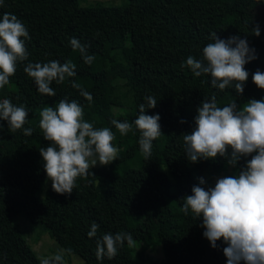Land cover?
Wrapping results in <instances>:
<instances>
[{
	"label": "trees",
	"instance_id": "obj_1",
	"mask_svg": "<svg viewBox=\"0 0 264 264\" xmlns=\"http://www.w3.org/2000/svg\"><path fill=\"white\" fill-rule=\"evenodd\" d=\"M80 2L3 0L0 6V19L4 13L16 15L30 36L25 39L28 60L18 62L9 84L0 89V101L25 107L24 127L33 129L31 136H24L23 130L13 133L7 121L0 120V264H40L15 223L18 215L85 264H144L136 254L150 237L161 246L159 264H227V245L220 240L212 248L203 235L202 217H194L191 210L181 212L182 199L192 194L199 177L236 175L250 157L241 158L236 168L227 166L223 157L192 163L182 135L191 133L198 107L213 94L220 107L264 100V90L252 80L257 70L264 72V0H126L118 6L88 7ZM257 26L259 37L253 34ZM212 33L222 40L239 36L255 49L257 59L245 66L249 78L243 95L234 88L214 89L209 76L196 77L186 66L188 56L202 59ZM72 38L95 56L91 65L73 51ZM53 60L75 63L77 75L62 84L53 82L56 95L50 97L38 92L24 67ZM72 80L92 95L91 102L71 86ZM120 85L131 92V105L115 95ZM147 96L157 101L147 114L160 116L162 132L153 141L149 159L140 150L135 127L121 136L111 124L116 119L134 125ZM63 99L77 101L84 120L94 127L110 128L119 150L112 163L78 177L71 195L53 191L39 152L50 146L39 127L40 112ZM93 222L99 227L90 238ZM118 232L131 234L134 246L125 241L113 259L98 260L97 239Z\"/></svg>",
	"mask_w": 264,
	"mask_h": 264
},
{
	"label": "clouds",
	"instance_id": "obj_2",
	"mask_svg": "<svg viewBox=\"0 0 264 264\" xmlns=\"http://www.w3.org/2000/svg\"><path fill=\"white\" fill-rule=\"evenodd\" d=\"M0 6H3V0H0ZM253 34L259 37V26L253 29ZM25 39L30 36L22 21L14 14L4 13L0 19V89L9 84L18 62L28 60ZM211 40L203 49L202 59L188 56L186 66L196 77L209 76L214 89L224 92L234 88L243 95L249 78L245 66L257 59L255 49L239 36L222 40L217 33H212ZM70 44L73 51L80 52L85 64L93 63L95 56L87 54V46L76 38H72ZM24 71L35 81L38 92L50 97L56 95L51 87L53 82L62 84L66 78L77 75L76 64L71 61L28 63ZM252 80L264 90V72L257 70ZM71 86L87 101H92V95L75 80L71 81ZM145 101L139 105L134 125L116 119L111 124L121 136H126L135 127L140 132V150L145 159H149L153 141L162 132L160 116L147 114L149 109L156 108V99L147 96ZM197 112L195 127L191 133L182 135L190 162L223 157L227 166L236 168L241 158L250 159L236 175L217 179L214 187L207 190L204 187L206 181L200 178L199 184L193 186L192 194L182 199L181 212L187 215L191 210L194 217H202L203 235L212 248L217 247V241L223 240L227 245L224 248L227 264H264V100L251 99L242 107L233 101L220 107L213 94L210 99H204ZM27 118L25 107L14 105L9 99L0 101V120L7 121L9 131L23 130L24 136H31L33 129L24 127ZM39 127L50 145L39 149L44 171L57 194L71 195L78 177H87L89 169L98 163L106 166L117 159L119 150L113 144V131L86 122L84 108L75 100L63 99L55 107H44L40 112ZM98 227L92 223L88 232L90 238L96 236ZM125 241L129 247L135 244L129 233L103 235L96 241L97 259H113ZM67 251L71 253V249ZM40 264H64L63 256L58 253L42 258Z\"/></svg>",
	"mask_w": 264,
	"mask_h": 264
},
{
	"label": "rangeland",
	"instance_id": "obj_3",
	"mask_svg": "<svg viewBox=\"0 0 264 264\" xmlns=\"http://www.w3.org/2000/svg\"><path fill=\"white\" fill-rule=\"evenodd\" d=\"M126 0H81L80 6L88 7L91 4L100 3L105 6H118ZM115 95L123 100L126 105L132 104L131 92L124 86H119L115 92ZM101 166L99 163L95 167ZM107 166V165H106ZM224 172L212 174L210 178L206 175L203 178L206 181L204 185L205 189L214 187L217 179L224 177ZM136 210L138 208L134 207ZM15 223L18 226L20 233L25 237L27 243L36 252L38 258H49L56 254L63 256L64 264H85L84 261L77 255L68 253L63 247H61L54 239H52L47 232L42 228L32 225L24 216L18 215L15 219ZM136 259L144 264H159L163 259V252L161 246L150 237L139 248Z\"/></svg>",
	"mask_w": 264,
	"mask_h": 264
}]
</instances>
